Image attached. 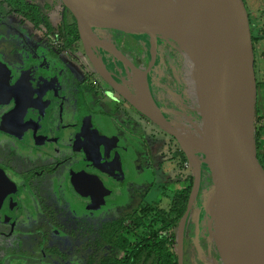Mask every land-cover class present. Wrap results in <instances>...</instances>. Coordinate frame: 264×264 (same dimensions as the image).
<instances>
[{"label":"rangeland","instance_id":"374dc122","mask_svg":"<svg viewBox=\"0 0 264 264\" xmlns=\"http://www.w3.org/2000/svg\"><path fill=\"white\" fill-rule=\"evenodd\" d=\"M31 1L41 4L42 14L55 12V0ZM204 1L213 12L222 13L225 10L223 26L238 45L249 87V97L253 109L257 110L259 121L255 130L259 129L263 143L264 0ZM66 18L67 22H72L69 15ZM6 21L9 26H0V32L5 33L7 39L0 46V51H5V60H21L27 54L33 57L37 44H27L21 34L13 30L15 24L11 15ZM26 30L29 33V29ZM104 32L105 30L100 36L104 37ZM110 32L121 52H124L126 42L129 41L128 56L134 63L143 66L145 55L142 48L136 44L138 39L126 38L124 34L114 30ZM35 39L37 38L33 37L32 42ZM158 44L164 50L168 64L165 66L163 62L161 65L159 60L160 75L152 86L157 103L169 111L168 116L172 121H183L193 128L201 126V119L195 110V92L182 80L184 56L177 49L176 40L163 36L159 38L156 47ZM42 48L39 49V54L43 61L46 60L45 64L49 65L54 73L57 70V74L64 76V90L71 89L75 99L79 94L75 104L77 101L78 104L83 101L91 107L94 118L102 129L124 146L131 173L120 200L110 199L94 205L81 204L66 189H59L51 178L39 183H36V180L25 186L27 199L24 204V216L18 221L14 231L17 230L22 236L27 234V237H38L39 233L44 232L47 239L43 241V245L51 246L50 248H55L65 255V261L55 255L48 259L42 256V264H97L105 256L111 255L108 246H98L100 226L123 217L136 207L138 201H144L152 208L148 212L145 211L142 217L139 235L152 232L170 235L172 231L167 226V220L173 215L172 197L174 192L187 184L188 178L193 176L192 166L186 161L176 141L127 106L119 108L118 97L93 73L81 42H76L72 49L56 48L57 57L48 60L47 52ZM32 61V65H38L35 59ZM68 73L70 78L66 77ZM81 89H84L83 100L80 97ZM216 184L218 183L213 173L204 169L198 193L201 197V201H198L200 205L197 201L194 203L185 230L187 244L191 245H187L190 251L186 264H231L219 228L215 226V216L220 207V194L216 191ZM56 221L60 224H55ZM203 221L211 225L210 231L206 228L209 232L205 237L201 229V225L206 224ZM136 234H133V238H136ZM65 253H70L69 258H66ZM44 255L47 256V252ZM88 256L89 263H86Z\"/></svg>","mask_w":264,"mask_h":264},{"label":"water","instance_id":"95a60500","mask_svg":"<svg viewBox=\"0 0 264 264\" xmlns=\"http://www.w3.org/2000/svg\"><path fill=\"white\" fill-rule=\"evenodd\" d=\"M60 1L76 21L97 72L140 113L173 136L192 166V187L177 226V264H183L184 227L199 189L201 169L206 167L188 152L180 133L154 100L148 83L142 82L144 106L140 107L97 67L86 48V35L93 29H112L135 36L151 35L155 41L157 36H179L209 66L210 107L205 122L209 160L205 164L215 176V188L220 194L215 226L231 264H264V250L256 240L264 211V169L256 155L253 104L238 45L223 26L225 10L213 12L204 0H144L122 8L99 0ZM77 141L85 165L118 178L122 184L128 170L120 152L94 127L84 109L77 122ZM69 185L82 203L89 204L115 200L120 192V187H106L99 177L80 169L71 173ZM19 197L20 190L0 169L1 221L12 222L20 215Z\"/></svg>","mask_w":264,"mask_h":264},{"label":"flooded vegetation","instance_id":"af4514ba","mask_svg":"<svg viewBox=\"0 0 264 264\" xmlns=\"http://www.w3.org/2000/svg\"><path fill=\"white\" fill-rule=\"evenodd\" d=\"M25 1H29L35 4L41 9L42 12L41 4L39 5V3L33 2L31 0ZM55 1L56 7L59 6L61 1ZM61 5L64 7L62 3ZM56 7L55 12L51 11L46 15L42 14L48 18L46 19L47 21L58 20L57 15H54L55 13H58L56 11ZM9 15L14 18L15 25L13 26V30L15 32H19V34H21V36L26 40L27 44H37V49L36 51H34L35 54L33 57L30 56V54H27L24 55L21 60H19L22 66L18 71H14V69L12 68V63L14 62H7L5 60V51H0V169L10 179H12L16 187L20 190L19 203L21 208L20 215L16 217L12 222H4L0 220V264H42V256L48 259V257H51L52 255H55L57 258H62L61 260L65 261L64 253L58 251L55 248H50L51 246L46 247L43 245V241L47 239L46 233L41 232L38 234V237L36 235L27 237V234H23L22 236L20 235L21 233L17 232V230L14 231V227L24 216V204L26 203L27 199L25 186L32 184L36 180V183H39L43 180L45 181L48 178H51L53 179L56 186L59 187V189H66L71 196L76 198L78 202L83 205H94L97 203L107 202L106 199H103L93 204L82 203L79 198L73 193L69 185V177L73 171L80 169L87 174H93L99 177L106 187L113 189L120 187L119 196L114 200L116 201L122 198L124 188L127 185L131 173V166L127 151L124 146L119 143L116 138L111 137L104 131V129H102V127L94 118V112L91 107H88L87 104H85V102L83 101L79 102V104L77 101V103L75 104V101L79 98V94L75 99L74 93L71 91V89L64 90V76L60 75L59 73L57 74V70H55L56 73H54L52 71L53 69L49 65L45 64L46 60L43 61V58L39 54V49L43 47L46 50L48 60L49 58L57 57L56 48H60L61 50L72 49L76 42H81L86 60L94 70L93 73H95V75L98 76L99 79L112 90L113 94L118 97L119 108L123 107L124 105L127 106L134 113L144 118L149 124H151L159 131L163 132L173 139L174 137L164 129L153 123L142 113H140L133 106V104L128 102L116 89L113 88L111 84H109L106 79H104L97 72L89 56L87 55V52L85 51L80 36L78 39H73L71 41V44L66 48L60 46L56 41L50 44L47 40H41L30 23H20L16 16L11 13V5L8 0H0V26L5 24L9 26L8 22L6 21V18ZM50 15L54 16L49 18ZM68 15L72 20L73 16L66 9V21V16ZM55 22L56 23H54L52 26L54 32L51 34V38L57 35L56 30L59 26V23L57 21ZM26 29H29V33H27ZM103 30L105 29H93L92 31L97 36L99 41H101L102 46H108L112 49V53L114 52L113 55L120 65L124 66L127 69H131L136 73H142V71L146 70L148 59L145 55L142 42L137 38L138 35H129L114 30L120 34H124V37L126 38L132 37L133 39H138L139 42H136V44L138 47L140 46L142 48L145 55V63L143 66L137 65L128 56L127 44L129 41L126 42V49L124 50V52H121L117 48L110 32L112 29L105 30V36L102 37L100 36V33ZM107 35H109L108 38ZM5 36V33L0 32V46L1 44L3 45L7 40ZM33 37L37 38L34 42H32L31 40ZM161 37L163 36H157L156 44ZM109 38L112 39V44L109 43ZM160 50L164 51L162 50L161 45L158 44V46L156 47V55L162 65L163 60L159 53ZM118 55L121 56L124 60H122ZM33 59H35V62H37V66L30 63ZM32 63L34 62L32 61ZM161 69L163 71V67ZM69 75L70 73H68L66 77L68 78ZM159 75L160 67L157 78L159 77ZM153 83L154 82H149L148 86L154 100L156 101L152 87ZM117 87L120 88L118 85ZM83 95L84 89H81L80 97L82 100ZM116 106L117 104L114 107ZM158 106L160 105L158 104ZM81 109H84L86 111L94 127L98 129L100 134L104 136L109 142H111L112 145L120 152L121 159L128 170L126 177L121 185L118 178L109 175L104 171L84 164V154L80 150L77 141V122ZM164 115L168 118L170 123L173 122L168 116V113L165 112ZM204 169L208 170L207 168H202L201 177L203 175ZM199 190L200 185L194 203L196 201L198 203L199 200L201 201V197L198 196ZM139 203H141V201H138L136 206H138ZM144 204L146 205V207L152 208V206H150V204H148L147 202H144ZM198 204L200 205V202ZM190 212L188 214L184 227V237L182 244L183 264H186L189 261V259H187L188 253L190 251L188 247H190L191 245L187 244L185 230ZM51 223H53V221ZM205 223L206 224L201 225L204 237L208 234L211 228L210 224H207V222ZM55 224L60 223L56 221ZM104 224H102L99 228L98 234L100 244L102 240L100 232ZM211 224L213 223L211 222ZM206 228H209V231H206ZM142 235L146 236L147 234L139 235V232H137L136 240L139 241ZM158 236L161 240H172L175 242L177 259V230L174 238L172 236V232L170 235L165 233H158ZM45 248H47L46 251H44ZM45 252H47V256L44 255ZM69 256L70 253H67L66 258H69ZM89 259L90 257L88 256L86 263H89ZM153 259L154 258H150L149 264H153ZM99 263L100 260L97 264Z\"/></svg>","mask_w":264,"mask_h":264},{"label":"trees","instance_id":"16d2710c","mask_svg":"<svg viewBox=\"0 0 264 264\" xmlns=\"http://www.w3.org/2000/svg\"><path fill=\"white\" fill-rule=\"evenodd\" d=\"M11 5V13L16 16L20 23L33 26L35 32L41 40H47L50 44L57 42L60 46L66 48L71 44L73 39L79 38L77 24L74 18L69 23L65 19V7L60 3L56 7L54 15H57L58 20H49L42 15L41 9L35 4L25 0H8ZM54 15H50L51 18ZM57 21L55 37L51 38L54 32L52 26ZM53 30V31H52ZM160 56L167 65L164 51H159ZM257 110L253 109V125L254 138L256 144V155L259 163L264 169V142L262 143L259 129L255 130V125L258 122ZM192 176L188 178L187 184L177 189L174 192L171 202L172 217L168 219L167 226L172 231L173 238L176 235L179 219L183 215L188 197L192 187ZM144 202H141L126 213L123 217L107 222L103 225L100 232L101 244L98 246H108L111 252L110 256H105L99 264H147L150 258L153 259V264H177L176 259V244L172 240H161L158 233L142 235L138 240L133 238L142 225V217L145 211L148 212L151 208L146 207Z\"/></svg>","mask_w":264,"mask_h":264},{"label":"bare ground","instance_id":"6f19581e","mask_svg":"<svg viewBox=\"0 0 264 264\" xmlns=\"http://www.w3.org/2000/svg\"><path fill=\"white\" fill-rule=\"evenodd\" d=\"M101 3L116 7H130L132 4L144 0H99ZM86 48L94 59L97 67L110 79L117 84L138 106L142 107L143 98L141 86L142 82H154L159 73V60L156 55V41L151 35H138L137 38L142 42L148 64L145 71L138 74L131 69L120 65L108 46L99 44V39L92 30L88 31ZM176 40V47L184 56V75L183 82L188 85L191 91L195 92L197 109L202 125L196 128L190 127L183 121H173L174 127L180 133L184 145L188 152L204 166L211 171L205 164L208 158L207 135L208 130L205 125L206 115L210 107V71L209 66L204 62L201 56L193 50L190 45L181 37L173 36ZM112 44V39L109 38ZM108 45V44H107ZM175 71H173L174 73ZM164 113L169 111L163 106ZM257 243L264 250V211L261 213L260 224L256 236ZM264 258V254H263Z\"/></svg>","mask_w":264,"mask_h":264},{"label":"crops","instance_id":"0c3cea01","mask_svg":"<svg viewBox=\"0 0 264 264\" xmlns=\"http://www.w3.org/2000/svg\"><path fill=\"white\" fill-rule=\"evenodd\" d=\"M12 62H14V63H12L13 64L12 68L14 69V71H18L19 68L22 66V64L20 63L19 60H15V61H12Z\"/></svg>","mask_w":264,"mask_h":264}]
</instances>
